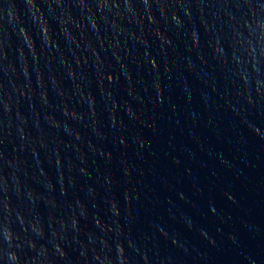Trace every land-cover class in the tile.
<instances>
[{"label": "clouds", "instance_id": "9594fccd", "mask_svg": "<svg viewBox=\"0 0 264 264\" xmlns=\"http://www.w3.org/2000/svg\"><path fill=\"white\" fill-rule=\"evenodd\" d=\"M205 7L191 0H23L22 6L16 0H0V264H150L142 242L127 233L126 221L122 233L111 226L101 233L96 220L99 201L106 199L109 189L98 169L92 175L82 145L106 161L111 154L99 146L107 136L101 131L102 113L91 89L95 84L115 125L117 102L111 89L119 81L113 64L92 40L111 53L130 87L129 41L141 42L154 24L163 23L169 33L179 31L186 49L190 42L197 59L205 63L198 21L213 41L210 51L221 78L255 106L264 98V0L220 4V27L209 22ZM175 18L181 20L179 29ZM185 22L188 31L183 30ZM185 64L188 69L196 66L188 60ZM66 81L87 112L70 107ZM50 89L60 98L59 107L50 100ZM57 111L64 119L56 118ZM81 126L91 129L96 144L84 140ZM61 134L80 143L66 144ZM107 211L114 220L110 205ZM185 224L192 229L186 218ZM150 227L170 237L155 224Z\"/></svg>", "mask_w": 264, "mask_h": 264}, {"label": "water", "instance_id": "95a60500", "mask_svg": "<svg viewBox=\"0 0 264 264\" xmlns=\"http://www.w3.org/2000/svg\"><path fill=\"white\" fill-rule=\"evenodd\" d=\"M16 2L22 6L23 0ZM191 2L208 6L204 11L209 22L222 26L218 6L229 0ZM175 23L179 29L181 20L175 18ZM196 27L205 63L197 59L190 42L186 49L179 31L169 33L163 23L154 24L141 42L130 40V87L111 53L92 40L106 62L113 64L119 81L111 89L117 102L115 125L95 84L91 89L102 113L101 131L107 136L99 146L111 160L93 156L87 144L82 145L92 175L98 169L109 189L106 199L99 201V231L111 226L122 233L126 221L127 233L142 242L150 264H264V98L250 107L240 90L221 78L210 51L213 41L198 21ZM189 28L185 22L183 30ZM34 39L39 48L35 33ZM222 42L227 45L226 39ZM60 43L63 46V37ZM186 60L195 68L188 69ZM65 88L72 96L70 81ZM49 98L60 106L51 89ZM70 107L87 112L75 96ZM21 110L26 111V105ZM54 115L64 119L59 111ZM79 131L85 141L97 143L91 129L81 126ZM61 138L66 144L80 143L64 134ZM88 223L90 228L95 223L91 215ZM151 224L170 237L165 239Z\"/></svg>", "mask_w": 264, "mask_h": 264}]
</instances>
